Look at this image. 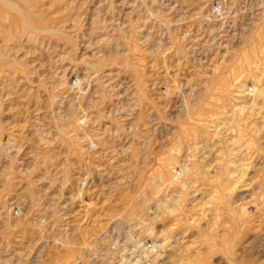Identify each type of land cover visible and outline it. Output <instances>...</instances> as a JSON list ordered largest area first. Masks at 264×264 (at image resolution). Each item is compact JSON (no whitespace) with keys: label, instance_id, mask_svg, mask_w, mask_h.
I'll list each match as a JSON object with an SVG mask.
<instances>
[{"label":"rangeland","instance_id":"obj_1","mask_svg":"<svg viewBox=\"0 0 264 264\" xmlns=\"http://www.w3.org/2000/svg\"><path fill=\"white\" fill-rule=\"evenodd\" d=\"M3 6L0 264H225L215 234L244 260L264 232V45L236 63L264 0H29L34 29Z\"/></svg>","mask_w":264,"mask_h":264},{"label":"bare ground","instance_id":"obj_2","mask_svg":"<svg viewBox=\"0 0 264 264\" xmlns=\"http://www.w3.org/2000/svg\"><path fill=\"white\" fill-rule=\"evenodd\" d=\"M23 2L26 6L24 5H20V2ZM1 5H4L3 7H7L8 9L17 12V14H19L20 18L23 20L25 26L27 29H34L35 27L33 26L35 23V19H38L39 17L41 18V16H39V14H37V12L35 11V15L38 17H34V13L32 11H29L27 8H29V0H0ZM24 6V7H23ZM35 10V9H34ZM21 21V20H20ZM257 24V23H256ZM254 29L251 33H252V42H251V46H250V52L246 53V54H242L241 57H238V61H237V68H242L245 66V64H250L249 62L254 59L252 58L253 56L256 55V53L259 51V49L261 48V46L264 45V27L262 25L257 24V25H253L251 26V30ZM46 31V30H45ZM251 36V35H250ZM251 38H249L251 40ZM262 50V49H261ZM245 53V52H244ZM262 53V52H261ZM252 58V59H251ZM251 59V60H250ZM226 80V79H225ZM224 79L220 80V88L222 89L223 87H225L226 85V81ZM226 88V87H225ZM197 117V116H196ZM187 121V120H186ZM190 123V122H189ZM183 127V125H182ZM259 148V147H258ZM259 151H261V149H259ZM258 151V152H259ZM164 160V159H163ZM162 160V163L164 162ZM167 164V163H166ZM164 165V164H163ZM161 171V170H160ZM160 174V173H159ZM216 178V177H215ZM217 179V178H216ZM219 189V187H217ZM222 197L225 199L226 201V205L225 207L228 209V211H230V220L231 222L235 225L238 222V213L242 212L239 211L238 212V206L237 208L232 206V201H230V198L226 197L224 193H222ZM181 201V200H180ZM224 202V201H223ZM180 203V202H179ZM178 206L175 207V209ZM174 210V209H173ZM226 210V209H225ZM229 218V217H228ZM229 221V219H228ZM242 221V220H240ZM246 221V220H245ZM225 223V222H224ZM227 223V222H226ZM244 223V222H240ZM247 223V221L245 222ZM231 224V223H230ZM244 226V225H243ZM223 228L225 229L226 227L223 226ZM216 231V229H215ZM224 231V230H223ZM228 231V230H227ZM219 232V231H218ZM225 232V231H224ZM231 232V229H230ZM226 233V232H225ZM219 234V233H218ZM224 233H222L223 235ZM238 236V235H236ZM228 237V235L226 236ZM234 238V236H232ZM256 238V239H255ZM255 241L253 243H251L252 245V252H248L244 256V260L241 259L238 260L239 255L237 256V253L234 252V242L233 240H231L230 238H225L224 236H217L212 235L211 240H209V243L207 245V250L209 249L210 251L212 250H217L220 251L222 253L221 258H223L224 263L225 264H264V232L260 235L257 234L255 237ZM237 239V238H236ZM206 243V242H205ZM236 245V244H235ZM208 250V252H209ZM249 251V250H248ZM239 253V252H238ZM207 255V253H204ZM243 258V257H242ZM197 260V259H196ZM170 261V259H169ZM175 260H173L174 262ZM172 262V263H173ZM182 260L180 261V264H206L203 260L200 261H186L182 262ZM169 262V264H172ZM165 264V263H164ZM174 264V263H173ZM179 264V263H178Z\"/></svg>","mask_w":264,"mask_h":264}]
</instances>
